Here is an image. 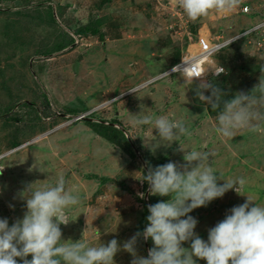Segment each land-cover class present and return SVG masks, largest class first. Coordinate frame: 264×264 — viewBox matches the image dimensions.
Here are the masks:
<instances>
[{"label":"rangeland","instance_id":"obj_1","mask_svg":"<svg viewBox=\"0 0 264 264\" xmlns=\"http://www.w3.org/2000/svg\"><path fill=\"white\" fill-rule=\"evenodd\" d=\"M243 5L248 12L241 11ZM245 28L253 29L242 35ZM237 34L211 56L226 68L222 74L190 82L184 72L168 71L197 39ZM60 41L62 51H44ZM260 79L264 0H241L230 13L196 21L175 0H0V219L9 226L22 219L27 187L55 185L63 175L66 189L81 202L66 209L70 221L60 224L62 243L81 240L98 247L116 239L122 246L148 225V206L169 199L151 194L148 182L137 177L170 161L184 165L181 144L215 153L209 157L215 175L246 181L239 192L236 185L188 213L198 221L194 232L207 241L208 230L248 197L251 206H264V131L242 129L222 137L215 131L218 113L196 93L209 83L225 93L223 104L238 92L250 94ZM81 114L92 121L117 119L133 154L94 132ZM143 115L183 120L191 136L153 149L145 143L160 142L157 130L130 124ZM253 123L264 129V120ZM153 246L151 238L139 236L137 255L147 258ZM132 259L122 247L114 257L115 264Z\"/></svg>","mask_w":264,"mask_h":264},{"label":"clouds","instance_id":"obj_2","mask_svg":"<svg viewBox=\"0 0 264 264\" xmlns=\"http://www.w3.org/2000/svg\"><path fill=\"white\" fill-rule=\"evenodd\" d=\"M175 2L190 21H196L217 13H230L238 8L241 0ZM245 6L241 7V11L246 13L249 6L244 9ZM252 29H243L242 35ZM237 36L240 35L226 37L230 38L227 44ZM182 72L190 82L192 77L200 76ZM201 89H210L211 95H205ZM196 94L212 110L219 109L215 131L222 137L233 138L242 129L264 131L259 124L253 123L264 120V112L260 111L264 108V80L260 79L250 94L238 92L234 98L223 100L222 108L221 101L225 93L218 87L203 83ZM84 117L87 118L86 115ZM130 124L132 127L148 125L152 131L157 130L155 137L160 142L154 139L155 144L145 143L153 149L161 144L171 146L172 142L179 141L180 136H191L183 120L177 121L166 116H137ZM179 150L184 152V165L170 161L155 168L150 167L146 175L141 172L137 177L142 182H148L151 194L169 199L149 205L150 214L146 218L148 225L142 233L138 232L122 246L116 239L98 247L81 240L62 243L60 224L69 223L66 209L81 202L79 195L66 189L63 175L55 185L38 189L29 185L25 196L27 211L23 218L11 226L6 218L0 219V264H18L17 257L23 264H115L114 257L121 247L132 254L131 264H196L194 256L206 260L207 264H264V206L256 203L251 206L253 200L249 197L245 203L232 207L230 214L208 230L207 241L194 232L198 221L188 213L222 197L236 185L238 187L235 190L239 192L238 189L246 181L243 178L227 180L221 174L219 177L215 175L216 171L209 163V157L215 153L194 149L188 151L181 144ZM220 179L225 183L218 184ZM139 236L153 241L154 246L149 249L147 258L137 255L135 246ZM186 241H191L190 248L182 246ZM29 255L32 257L30 260L27 259Z\"/></svg>","mask_w":264,"mask_h":264},{"label":"built area","instance_id":"obj_3","mask_svg":"<svg viewBox=\"0 0 264 264\" xmlns=\"http://www.w3.org/2000/svg\"><path fill=\"white\" fill-rule=\"evenodd\" d=\"M244 9H247V6H245ZM229 39L230 38H216L214 41L199 39L195 44L196 50H192L189 54L182 57V59L171 67L170 70H182L185 71L187 75H200L191 78L195 80H203L208 76L222 73L225 70L224 66L211 56L226 45ZM83 116L84 115L81 114L78 118Z\"/></svg>","mask_w":264,"mask_h":264},{"label":"trees","instance_id":"obj_4","mask_svg":"<svg viewBox=\"0 0 264 264\" xmlns=\"http://www.w3.org/2000/svg\"><path fill=\"white\" fill-rule=\"evenodd\" d=\"M24 2H28V1H24ZM39 2V1H38ZM49 7H51L50 5H48ZM34 15H36V17H38L37 14L34 13ZM63 42L64 41H60L58 43H60L61 45L54 48L51 47L52 50H49L48 48L44 51H47L49 53L51 52H55V51H58L59 49L65 47V44L63 45ZM57 44V43H56ZM181 60V56L180 58H178L177 60H175L174 62L177 63L178 61ZM174 63V64H175ZM225 64V63H224ZM230 98V97H229ZM228 98H226L225 100H227ZM6 102V101H5ZM13 104L14 102L11 103V101H9L7 103V106H10V108L13 107ZM30 104V103H29ZM221 106H223V104L221 103ZM210 109L212 112H216L218 113L219 112V109L217 110H212L211 106H210ZM69 111L73 112L74 114L75 113H78L76 112L77 110H75V108H69L68 109ZM89 117V116H88ZM117 121V119H113V120H101V121H92L90 120L89 118H87L86 120V123L91 127V129L98 133L99 135L103 136L104 138H106L108 141H110L111 143H115L117 146L121 147L122 149H124L126 151L127 154H130L132 155L133 154V147L131 146V140L130 138L125 134V132L116 127L115 126V122ZM16 145V144H15ZM228 172V171H227ZM226 172V173H227ZM233 177H230L229 180H232ZM222 180V179H221ZM225 183L224 180H222V182L220 184H223Z\"/></svg>","mask_w":264,"mask_h":264},{"label":"crops","instance_id":"obj_5","mask_svg":"<svg viewBox=\"0 0 264 264\" xmlns=\"http://www.w3.org/2000/svg\"><path fill=\"white\" fill-rule=\"evenodd\" d=\"M218 37H219V36H218ZM65 48H66V47H63V48L59 49L58 52L62 51V50L65 49ZM56 52H57V51H56ZM181 73H182L181 75L184 74L182 71H181ZM185 75H186V74H184L183 76H185ZM186 82H187V81H186ZM217 176L219 177V175H217Z\"/></svg>","mask_w":264,"mask_h":264},{"label":"water","instance_id":"obj_6","mask_svg":"<svg viewBox=\"0 0 264 264\" xmlns=\"http://www.w3.org/2000/svg\"><path fill=\"white\" fill-rule=\"evenodd\" d=\"M84 116H85V115H84ZM84 116H83V117H84ZM87 118H89V117H87Z\"/></svg>","mask_w":264,"mask_h":264},{"label":"bare ground","instance_id":"obj_7","mask_svg":"<svg viewBox=\"0 0 264 264\" xmlns=\"http://www.w3.org/2000/svg\"><path fill=\"white\" fill-rule=\"evenodd\" d=\"M24 147V146H23Z\"/></svg>","mask_w":264,"mask_h":264}]
</instances>
